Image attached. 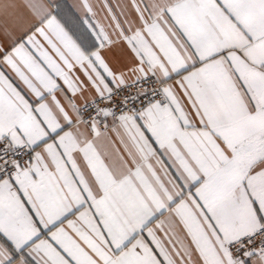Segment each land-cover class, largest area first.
<instances>
[{
    "label": "snow or ice",
    "instance_id": "snow-or-ice-1",
    "mask_svg": "<svg viewBox=\"0 0 264 264\" xmlns=\"http://www.w3.org/2000/svg\"><path fill=\"white\" fill-rule=\"evenodd\" d=\"M80 7L0 0V264H264V0Z\"/></svg>",
    "mask_w": 264,
    "mask_h": 264
},
{
    "label": "crops",
    "instance_id": "crops-1",
    "mask_svg": "<svg viewBox=\"0 0 264 264\" xmlns=\"http://www.w3.org/2000/svg\"><path fill=\"white\" fill-rule=\"evenodd\" d=\"M53 3L57 2V0H52ZM63 3L69 5L72 8V11L76 15H83L82 9L80 5L83 3V0H62ZM88 3H90L93 6L94 11L97 13V18L104 24H107L108 21L104 19V11L102 10V5L105 3V0H87ZM128 0H111V3L113 5H116L117 3L120 4H127ZM20 34L19 32L17 33ZM110 62L113 63L114 66L119 62L122 64V61L119 57H113L112 54H107Z\"/></svg>",
    "mask_w": 264,
    "mask_h": 264
}]
</instances>
